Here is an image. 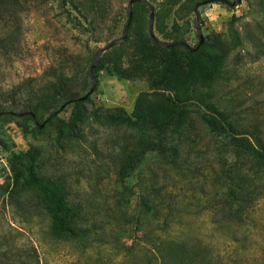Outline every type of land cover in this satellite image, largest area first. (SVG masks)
Masks as SVG:
<instances>
[{
	"label": "rangeland",
	"instance_id": "374dc122",
	"mask_svg": "<svg viewBox=\"0 0 264 264\" xmlns=\"http://www.w3.org/2000/svg\"><path fill=\"white\" fill-rule=\"evenodd\" d=\"M129 1L67 0L64 9L62 0H0V94L5 107L16 113L29 110L58 73L79 93L89 91L94 56L99 47L123 36ZM149 1L155 7L157 38L181 40L190 47L200 40L195 12L199 4L202 49L212 51L218 61L197 87L236 120L258 122L264 128V0ZM149 17V7L134 8L128 39L117 47L123 60L141 42L149 44ZM168 53L165 48L152 56L160 59ZM183 68L187 70L186 61ZM152 90L146 80L101 69L89 99L64 108L51 121L49 110L36 111L37 120L45 123L42 129L32 118L0 117V235L12 224L24 232L21 240L27 242L26 249H20L23 241L0 238V264H159L144 238L162 232L163 217L137 223L140 214L144 221L142 196L162 199L164 206L171 202L174 213L166 228L186 243V248L173 247L183 254L185 264H264V198L240 222H215L218 216L214 218L212 211H199L194 194L201 188L208 194L216 189L211 176L213 169L219 170L202 123L197 122L193 131L201 142L179 158L183 165L190 164V173L154 159L133 161L144 134L131 121L108 116L131 117L140 94ZM133 164L145 168L141 175H134ZM14 167L32 168L40 178L55 181L65 198L94 217L87 247L51 235L49 188L28 186L24 177L13 188ZM8 184L18 198L13 204L5 198ZM29 214H35L31 223L15 222ZM33 245L37 253L29 256Z\"/></svg>",
	"mask_w": 264,
	"mask_h": 264
},
{
	"label": "trees",
	"instance_id": "16d2710c",
	"mask_svg": "<svg viewBox=\"0 0 264 264\" xmlns=\"http://www.w3.org/2000/svg\"><path fill=\"white\" fill-rule=\"evenodd\" d=\"M62 1L64 2L62 7L66 9L67 0ZM204 1L229 2V0ZM138 5L146 6L139 1L133 4V16L128 20L130 26L134 20V8ZM67 12L68 18H71L70 11ZM147 40L149 44L141 42L126 61L123 60L122 54L117 52V47L123 42L113 46L104 52L94 68L96 77L99 70L106 69L121 78L142 79L153 86L151 92L140 94L131 117L122 113L111 114L108 117L113 120H129L144 134L138 142L141 149L134 152L133 161L154 159L188 173L192 171L190 164L185 161L183 165L179 158L190 146L201 142L199 134L193 131L197 122L202 123L211 138L207 145L218 158L219 170L213 169L211 176V181L213 185L217 184V188L209 194L201 188L198 194H194V198L198 201L199 211L203 208L212 211L214 218L218 216L214 219L215 222H240L257 202L264 198V128L258 122L245 123L236 120L225 108L224 112L221 110L219 102L208 99V95L197 87V83L204 81L218 61V56L212 51L202 49L204 42L200 45L199 40L195 47H190L184 41L175 40L173 42H178L176 45L166 48L169 49L167 55L154 59L153 53L165 50V47L154 41L150 34ZM196 47L198 48L195 49ZM95 60L96 55L94 62ZM184 61L187 65L186 71L183 68ZM75 89L71 87L63 73L55 74L46 94L38 103L32 104L29 110H22L20 116L34 119L32 113L36 116L39 109L49 110L51 113L47 121H51L64 108L77 106L90 98L91 94L85 100H79L80 96L88 94L89 91L83 94ZM1 99L0 94V117L16 114L14 109L6 108ZM147 101L149 103H146ZM52 108H55V111H51ZM63 126L62 124L61 127ZM131 170L136 171L134 175H141L145 168L133 164ZM13 172V188L19 185L21 177H24V184L28 186L39 185L49 188L47 202L52 217L51 235L56 239L74 241L87 247L94 227V217L85 214L79 209L78 204L65 198L55 181L40 178L32 168L22 170L14 167ZM13 188L10 189L9 184L5 188L4 194L7 193L5 198L9 204L18 200ZM150 190H155L153 182L150 183ZM164 204L165 201L162 199L142 196L139 205L145 209L142 214L144 221L141 220L140 214L136 222L148 224L159 215L163 217L162 232L156 236L147 234L144 238L149 243L147 248L155 254L159 264H185L183 254L176 252L173 247L186 248L187 245L167 232L166 223L173 217L174 209L171 202H167L165 206ZM34 215H24L15 222L31 223ZM123 230L124 233L129 232L128 228ZM22 235L24 232L11 224L0 238L7 240L12 237L23 241L19 247L26 249L27 242L21 240ZM32 247L34 248L28 252L29 256L37 253L35 246ZM199 255L200 253L196 252L195 256Z\"/></svg>",
	"mask_w": 264,
	"mask_h": 264
},
{
	"label": "water",
	"instance_id": "95a60500",
	"mask_svg": "<svg viewBox=\"0 0 264 264\" xmlns=\"http://www.w3.org/2000/svg\"><path fill=\"white\" fill-rule=\"evenodd\" d=\"M136 1L142 2L143 4H145L146 6H148L150 8V17H149V22H148V30H149V34H150L151 38L154 41L158 42L161 46H163L165 48H170V47L176 45L178 42L161 41V40H159L157 38V36H156V34L154 32L155 7L149 0H130L129 3H128L129 18L131 19L132 16H133V4ZM234 4H235V2H234ZM195 12H196V30H197V33H198V35L200 37V45H201L204 42V36L202 34V30H201V27H200L201 14H200V11H199V4H197L195 6ZM129 28H130V21L127 23V25H126V27L124 29V33H123L122 37L116 38V39L112 40L111 42H109L108 44H106L105 46H102V47L98 48L97 53H96V60L92 64V66L90 68V74H91V77H92V86H91L88 94L80 96L78 98L79 100H85L88 97V95L92 94L95 91V88L97 86V77L95 75L94 68L100 62V59H101L103 53L106 50L112 48L115 45H118V44L124 42L127 39ZM198 47H196L195 49H197ZM63 107L64 106H62V108ZM16 114L17 115H22V113H20V112H17ZM32 116H33V118L35 120V123L39 126L40 129H42L45 126V123H39V121L36 120V116H35L34 113H32Z\"/></svg>",
	"mask_w": 264,
	"mask_h": 264
}]
</instances>
